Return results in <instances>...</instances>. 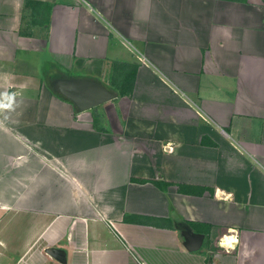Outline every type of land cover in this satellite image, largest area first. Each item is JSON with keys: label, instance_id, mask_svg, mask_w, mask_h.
<instances>
[{"label": "crops", "instance_id": "0c3cea01", "mask_svg": "<svg viewBox=\"0 0 264 264\" xmlns=\"http://www.w3.org/2000/svg\"><path fill=\"white\" fill-rule=\"evenodd\" d=\"M109 67L100 125L46 83ZM0 197L18 264H264V0H0Z\"/></svg>", "mask_w": 264, "mask_h": 264}, {"label": "rangeland", "instance_id": "374dc122", "mask_svg": "<svg viewBox=\"0 0 264 264\" xmlns=\"http://www.w3.org/2000/svg\"><path fill=\"white\" fill-rule=\"evenodd\" d=\"M55 66V65H54ZM49 67L50 66H47V65H44L41 67L40 70H43V71H49ZM55 69V67H54ZM57 70V69H56ZM122 70H123V73H127V72H131L133 71V68H128L125 70L124 69H121L119 68V73L118 70H117V67L116 68H112V67H109V69H107V73L105 74H100L98 72H82L81 74H75V73H69V76H79V77H91V78H94V79H97L99 81H101L102 83H104L105 85H107V87L111 90H113L116 95H122L125 90H127V88L129 87L130 85V80H131V77L130 76H127L126 78L123 77L121 74H122ZM121 71V72H120ZM81 75V76H80ZM123 79H126V82H123ZM121 100H126V99H121ZM120 100V101H121ZM115 105V104H114ZM113 103H111V106H114ZM117 106V105H115ZM124 107H127L126 105H124ZM85 112V111H84ZM91 116H92V122L96 125H100L102 123H104L105 121V114L103 113V111H101L100 107L99 108H96V109H92L91 111H89ZM88 113H86V119L88 120L89 118V115ZM139 181H143V180H139ZM144 182H147V181H144ZM2 197H0L1 199ZM143 196H140L139 197V204H135L134 202L132 204H126L127 206H130V207H134V208H144V207H148L147 206V203L143 200ZM136 205V206H135ZM157 209V208H155ZM10 219H19V213L18 214H14L13 212H4V211H0V264H18V258H17V255L19 254L16 250V247H18L19 245H16L14 243V241H18V239H14L13 241L11 242H8L6 243V247L3 243V241L7 238V236H9L10 234L15 238L16 236L19 238V235H20V230H19V227L16 226L15 223H10V222H18L17 221H10ZM11 248V253H8L9 252V248ZM206 247V242H204L201 250L199 252H201L202 250H204V248ZM8 249V250H7ZM6 250V251H5ZM9 254H12V259H10L8 256Z\"/></svg>", "mask_w": 264, "mask_h": 264}, {"label": "water", "instance_id": "95a60500", "mask_svg": "<svg viewBox=\"0 0 264 264\" xmlns=\"http://www.w3.org/2000/svg\"><path fill=\"white\" fill-rule=\"evenodd\" d=\"M55 92L66 98L77 113L91 110L114 99L116 93L101 82L88 78H57L52 83ZM184 246L190 252L198 251L204 236L197 233L184 232ZM47 254L60 260L57 250L47 249Z\"/></svg>", "mask_w": 264, "mask_h": 264}, {"label": "trees", "instance_id": "16d2710c", "mask_svg": "<svg viewBox=\"0 0 264 264\" xmlns=\"http://www.w3.org/2000/svg\"><path fill=\"white\" fill-rule=\"evenodd\" d=\"M81 76V75H80ZM125 76L127 77V76H130L131 77V81H132V79H133V71H131L130 73L129 72H127V73H125ZM57 78H88V79H92V80H97V79H94V78H91V77H79V76H69V74L68 73H62V72H58V73H54L52 76H50L48 79L46 78V83H47V85H48V87L60 98V99H62V100H64V101H67V102H69L66 98H64L63 96H61L60 94H58L57 92H55L54 91V89H53V85H52V83H53V81L55 80V79H57ZM97 81H99V80H97ZM99 82H101V81H99ZM102 83V82H101ZM103 85H105L104 83H102ZM131 85H132V82H131ZM106 87H107V85H105ZM108 88V87H107ZM131 92V86H130V88L128 87L127 88V90H125V93L126 94H129ZM124 93V94H125ZM165 184V183H164ZM203 192V188H200V192L199 193H202Z\"/></svg>", "mask_w": 264, "mask_h": 264}, {"label": "bare ground", "instance_id": "6f19581e", "mask_svg": "<svg viewBox=\"0 0 264 264\" xmlns=\"http://www.w3.org/2000/svg\"><path fill=\"white\" fill-rule=\"evenodd\" d=\"M235 239L233 237H224L222 240H221V245L222 246H227L229 244H231ZM235 242V241H234Z\"/></svg>", "mask_w": 264, "mask_h": 264}, {"label": "built area", "instance_id": "2783aa9c", "mask_svg": "<svg viewBox=\"0 0 264 264\" xmlns=\"http://www.w3.org/2000/svg\"><path fill=\"white\" fill-rule=\"evenodd\" d=\"M222 239H223V238H222ZM222 239H220V241L218 242L219 245H221V240H222ZM221 246H222V245H221ZM225 247H226V246H225Z\"/></svg>", "mask_w": 264, "mask_h": 264}]
</instances>
